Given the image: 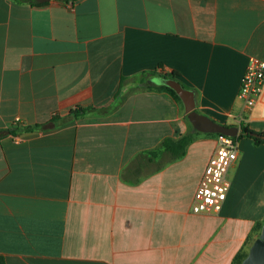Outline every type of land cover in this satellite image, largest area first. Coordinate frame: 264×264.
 Listing matches in <instances>:
<instances>
[{
	"label": "crops",
	"instance_id": "crops-1",
	"mask_svg": "<svg viewBox=\"0 0 264 264\" xmlns=\"http://www.w3.org/2000/svg\"><path fill=\"white\" fill-rule=\"evenodd\" d=\"M0 0V255L6 264H231L264 223V143L239 140L219 213L192 204L218 134L150 89L264 133V0ZM39 3V2H38ZM160 83V82H159ZM31 127L32 130H24ZM192 134L180 157L161 147ZM262 228V226H261Z\"/></svg>",
	"mask_w": 264,
	"mask_h": 264
},
{
	"label": "built area",
	"instance_id": "built-area-1",
	"mask_svg": "<svg viewBox=\"0 0 264 264\" xmlns=\"http://www.w3.org/2000/svg\"><path fill=\"white\" fill-rule=\"evenodd\" d=\"M264 89V61L252 58L242 78L239 97L247 107H253ZM237 137L218 134L217 147L200 180L192 204L194 213H219L227 198L231 182L228 170L237 159Z\"/></svg>",
	"mask_w": 264,
	"mask_h": 264
},
{
	"label": "water",
	"instance_id": "water-1",
	"mask_svg": "<svg viewBox=\"0 0 264 264\" xmlns=\"http://www.w3.org/2000/svg\"><path fill=\"white\" fill-rule=\"evenodd\" d=\"M48 1L50 0H37L39 3ZM159 81L172 88L178 94L184 105L188 119L197 131L203 133L224 134L234 137H238L240 135V126L223 125L198 112L196 110L197 102L195 92L184 87V85L177 78L166 77L164 79H159ZM252 135L255 137H261L264 140V136L261 134L253 133ZM241 264H264V223L259 236L250 246L246 257L243 259Z\"/></svg>",
	"mask_w": 264,
	"mask_h": 264
},
{
	"label": "trees",
	"instance_id": "trees-1",
	"mask_svg": "<svg viewBox=\"0 0 264 264\" xmlns=\"http://www.w3.org/2000/svg\"><path fill=\"white\" fill-rule=\"evenodd\" d=\"M18 1H22V2H28L29 0H18ZM33 4H38L40 5L41 3H38L36 1H33ZM148 74L153 75L155 77H159V79H164L166 77H175L177 74L176 73H172V74H157L156 72H148ZM158 79V81H159ZM160 82V81H159ZM158 84H148L147 87L150 89H156L159 91H164L168 94H170L177 102L181 103V98L178 96V94L169 86L163 84V83H159ZM241 133L240 135L237 137L238 140L242 139V138H251L254 139V141L256 142V144H262L264 143V140L261 137H255L252 134L253 133H258L255 132L254 130H252L251 128H249L248 126L241 124ZM24 130L26 131H30L32 130L31 127H27ZM193 131L196 133H200L199 131H197L195 128H193ZM7 132L9 133H13L14 130H9V131H0V138L6 134ZM261 134L262 136H264V133H258ZM193 137L192 134H185L183 135L180 139L174 141L171 139H166L162 142L161 147L164 148L165 150L171 152L172 157L176 158V157H180L185 153L186 147L191 143ZM262 226V225H261ZM261 226H259L258 232L261 229ZM247 255V251H244L243 249L240 250L237 255L235 256L233 262L231 264H241L243 259L246 257ZM0 264H6L5 259L0 255Z\"/></svg>",
	"mask_w": 264,
	"mask_h": 264
}]
</instances>
